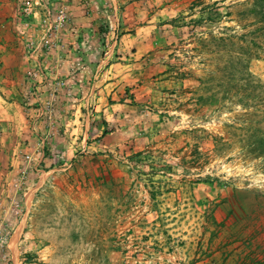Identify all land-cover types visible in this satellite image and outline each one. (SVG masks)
Masks as SVG:
<instances>
[{
    "label": "rangeland",
    "instance_id": "rangeland-1",
    "mask_svg": "<svg viewBox=\"0 0 264 264\" xmlns=\"http://www.w3.org/2000/svg\"><path fill=\"white\" fill-rule=\"evenodd\" d=\"M0 110V264H264V0H0Z\"/></svg>",
    "mask_w": 264,
    "mask_h": 264
},
{
    "label": "crops",
    "instance_id": "crops-1",
    "mask_svg": "<svg viewBox=\"0 0 264 264\" xmlns=\"http://www.w3.org/2000/svg\"><path fill=\"white\" fill-rule=\"evenodd\" d=\"M1 1H6V2H8V1H10V0H1ZM2 107V106H1ZM1 111V110H0ZM1 114V113H0Z\"/></svg>",
    "mask_w": 264,
    "mask_h": 264
}]
</instances>
